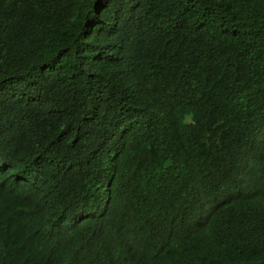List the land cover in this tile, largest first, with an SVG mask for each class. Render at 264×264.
<instances>
[{"label":"trees","instance_id":"obj_1","mask_svg":"<svg viewBox=\"0 0 264 264\" xmlns=\"http://www.w3.org/2000/svg\"><path fill=\"white\" fill-rule=\"evenodd\" d=\"M0 264H264V0H0Z\"/></svg>","mask_w":264,"mask_h":264}]
</instances>
